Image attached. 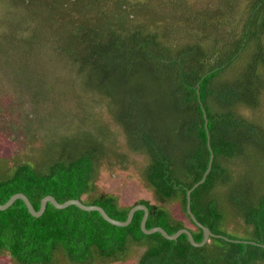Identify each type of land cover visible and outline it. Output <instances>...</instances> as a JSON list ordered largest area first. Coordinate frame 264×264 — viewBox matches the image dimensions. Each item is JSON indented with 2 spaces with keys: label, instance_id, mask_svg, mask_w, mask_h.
<instances>
[{
  "label": "trees",
  "instance_id": "16d2710c",
  "mask_svg": "<svg viewBox=\"0 0 264 264\" xmlns=\"http://www.w3.org/2000/svg\"><path fill=\"white\" fill-rule=\"evenodd\" d=\"M18 1L16 29L25 25L32 33L25 47L47 51L60 78L70 76L74 83L35 84L40 89L35 96L32 85L20 79L28 89L17 101L28 92L31 103L49 105L70 101L73 93L74 114L83 106L86 116L78 125L71 118L67 134L60 126L44 131L36 157L31 152L0 158V204L22 193L38 210L49 195L58 203L76 199L99 206L118 221L144 205L147 229L161 227L172 235L187 228L199 243L202 229L186 211L185 196L193 189L191 213L215 236L194 247L185 234L176 241L145 235L143 211L117 227L76 206L58 210L48 203L36 218L17 200L0 211V259L115 264L128 262L138 249L135 264H264V0H11V6ZM155 3L160 10L146 15ZM1 23L0 74L9 84L4 63L12 35ZM41 25L47 32L39 40ZM86 91L89 100L83 103ZM100 103L104 118L95 111ZM59 108L60 117L74 112ZM104 166L133 168L156 203L120 206L116 196L97 187ZM169 203L178 205L185 220L164 208ZM228 211L242 221L237 227L245 236L228 231Z\"/></svg>",
  "mask_w": 264,
  "mask_h": 264
},
{
  "label": "rangeland",
  "instance_id": "374dc122",
  "mask_svg": "<svg viewBox=\"0 0 264 264\" xmlns=\"http://www.w3.org/2000/svg\"><path fill=\"white\" fill-rule=\"evenodd\" d=\"M10 1L11 0H0V28L2 27L1 19H3L6 24L3 29L6 31L10 30L12 35L11 43H6L8 51H10V55L6 59L8 63H4V65L8 66L9 69V74L6 75L5 78L10 83H6L3 79V76L1 75L2 73L0 74V79L2 80L0 81V158L2 159H12L14 155L17 156V154L20 153L21 156H19L23 157L30 154L31 152L32 155L29 156H38V152L43 147V136L45 134L44 131L52 132L56 130L54 127L60 126V131L66 133L68 129H73L72 127L74 124H72L71 118H75L72 120H74L75 125H78L80 118L86 116V112H82L83 106H81L78 114H74L77 111V107L74 106L75 98L73 93H70L69 95L70 101L57 100L61 101V103L53 101L49 105H47L49 101L41 103L40 105L31 103L29 99L30 93L28 92L23 96L22 100L19 99V102L17 101L18 96L23 92L22 89H28L27 86L20 85L18 81L20 79H23L32 85L30 87H33L32 92L36 96L40 89L35 84H38L40 88H44L45 81L51 83L53 79H56L58 83L60 81H67L70 79V76L65 79L63 74L60 78L61 73L58 72V70H61L60 67L56 65L57 63L54 62L52 58H50L51 56L44 49L41 51L38 50L36 52L34 51L35 49L33 47H25L24 40L32 33H30L31 31L28 32L26 30L25 25H23V30L16 29L15 24L17 22H15V16L18 17V14L21 13L20 10L22 9V4L18 1L17 3L13 4V6H11ZM191 1L192 0H186V4L191 3ZM156 4L157 3L148 7L145 14L147 15L149 13L159 11L160 9ZM12 8L14 9L13 11H11ZM183 16H185V14H183ZM7 24L9 25V29ZM45 32H47V30L43 29L41 25L36 31L39 40L42 39ZM34 45L37 46L38 44L35 43ZM3 53H5V40L0 38V60H3ZM16 67H19V77L15 75ZM52 70H56V72ZM70 81L74 83L73 80L70 79ZM26 91L27 90H25V93ZM87 92L88 91L85 93L83 92L80 95V99L83 101V103H87L89 100V93ZM50 97L51 96L49 95L47 98L49 99ZM58 97L60 99L59 95ZM71 98H73V100ZM71 101L73 102L70 103ZM20 102L22 104H19ZM100 104L102 107L96 109L95 111L99 117L104 118L105 107L102 103ZM18 105H20L19 109L16 108ZM60 105L63 106V109H69L71 111L73 110L74 112H70L68 114V118L67 114H63V116L60 117L58 116ZM35 110L36 119L34 118ZM70 114L71 116L69 117ZM90 118L92 120L94 119V117ZM106 120L109 122L110 126H114L108 115H106ZM113 132L116 135V133H118V129L113 130ZM28 139H33L34 142L29 141ZM137 173L138 172H136L131 167L129 170L123 171L118 168L109 170L106 166H104L101 169L96 184L99 191L116 196L120 206H131L139 200H147L151 204H155L156 201L152 197L153 193L151 190L144 187ZM164 208L169 210L174 218L185 220L176 203L166 204L164 205ZM230 212L231 211H228L229 216L227 217L230 221H226V228L229 232H233L239 236H245L247 231L243 228L237 227L238 222L241 223L242 226V221H240L235 216H232V212ZM139 254L140 250L137 249L136 254L128 262L115 264H135L136 258ZM0 264H8V261L6 259H0Z\"/></svg>",
  "mask_w": 264,
  "mask_h": 264
},
{
  "label": "water",
  "instance_id": "95a60500",
  "mask_svg": "<svg viewBox=\"0 0 264 264\" xmlns=\"http://www.w3.org/2000/svg\"><path fill=\"white\" fill-rule=\"evenodd\" d=\"M204 120H205V127L204 129L206 130V134H207V119H206V115L204 113L203 115ZM208 147H209V143H208ZM212 159H213V155L212 152L210 150V159H209V164H208V169L206 171V174L209 172L210 167H211V163H212ZM206 174L203 177L202 181L200 183H202L205 178H206ZM199 184V183H198ZM198 184H196L194 187H196ZM193 189L189 190L186 193V199H187V203H186V211L188 213V215H190L191 219L196 223V225L202 229L203 232V238L201 240V242L197 243L194 241L192 234L189 232V230H187V228L184 229H179L177 232H175L172 235H169L163 228L161 227H153L151 229H147L146 228V221L149 215L148 209L146 206L144 205H136L134 207H132L128 213H127V217L125 219V221H118V220H114L112 218H110L106 212L99 206H95V205H84L81 201L76 200V199H72V200H68L65 201L63 203H58L52 196H45L39 204V209L35 210L34 207L32 206V204L30 203V201L28 200V198L26 196H24V194L22 193H16L11 195V197L9 198V200L7 202H5L4 204H0V211H4L6 209H8L15 201L17 200H21L24 205L27 208V211L29 212V214L33 217H40L43 215L47 204H51L54 208L58 209V210H62L65 209L69 206H76L79 209L86 211V212H98L101 217L108 222L111 225L117 226V227H126L127 225H129L133 219V216L135 214V212L138 211H143V217L141 219L140 222V229L141 231L145 234V235H151V234H155V233H159L160 235H162L163 238L170 240V241H176L182 234H185L187 236V239L189 241V243L194 246V247H203L209 240V237H214L215 235L212 234L210 232V230L203 226L202 224H200L199 222H197V220L195 219L194 215L191 213L190 210V193Z\"/></svg>",
  "mask_w": 264,
  "mask_h": 264
}]
</instances>
